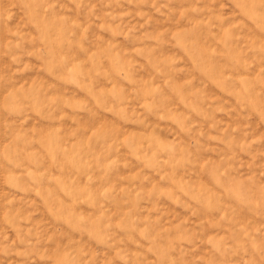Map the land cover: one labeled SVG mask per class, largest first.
<instances>
[{
  "label": "rangeland",
  "instance_id": "374dc122",
  "mask_svg": "<svg viewBox=\"0 0 264 264\" xmlns=\"http://www.w3.org/2000/svg\"><path fill=\"white\" fill-rule=\"evenodd\" d=\"M0 35V264H264V0H0Z\"/></svg>",
  "mask_w": 264,
  "mask_h": 264
},
{
  "label": "bare ground",
  "instance_id": "6f19581e",
  "mask_svg": "<svg viewBox=\"0 0 264 264\" xmlns=\"http://www.w3.org/2000/svg\"><path fill=\"white\" fill-rule=\"evenodd\" d=\"M5 26V25H4ZM3 27V26H2ZM1 36V35H0ZM6 41V40H5Z\"/></svg>",
  "mask_w": 264,
  "mask_h": 264
}]
</instances>
